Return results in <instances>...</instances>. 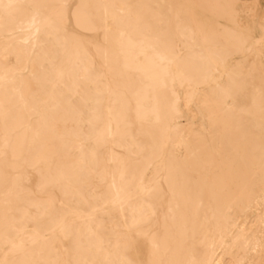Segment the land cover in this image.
Wrapping results in <instances>:
<instances>
[{"label": "bare ground", "instance_id": "1", "mask_svg": "<svg viewBox=\"0 0 264 264\" xmlns=\"http://www.w3.org/2000/svg\"><path fill=\"white\" fill-rule=\"evenodd\" d=\"M0 264H264V0H0Z\"/></svg>", "mask_w": 264, "mask_h": 264}, {"label": "rangeland", "instance_id": "2", "mask_svg": "<svg viewBox=\"0 0 264 264\" xmlns=\"http://www.w3.org/2000/svg\"><path fill=\"white\" fill-rule=\"evenodd\" d=\"M258 8H261V6H259ZM247 11H248V12H251V11H249V10H247ZM179 120H180L181 122H185L184 117L179 118Z\"/></svg>", "mask_w": 264, "mask_h": 264}]
</instances>
